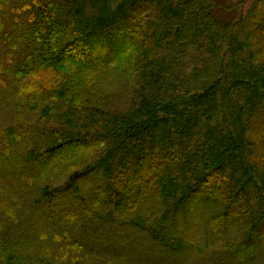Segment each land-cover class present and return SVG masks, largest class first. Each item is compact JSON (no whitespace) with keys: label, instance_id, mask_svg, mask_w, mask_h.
Here are the masks:
<instances>
[{"label":"trees","instance_id":"obj_1","mask_svg":"<svg viewBox=\"0 0 264 264\" xmlns=\"http://www.w3.org/2000/svg\"><path fill=\"white\" fill-rule=\"evenodd\" d=\"M0 264H264V0H0Z\"/></svg>","mask_w":264,"mask_h":264}]
</instances>
